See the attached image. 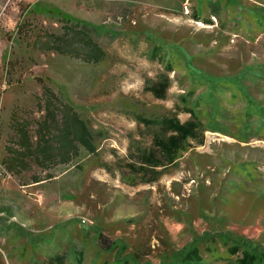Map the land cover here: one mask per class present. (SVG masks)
<instances>
[{
  "label": "rangeland",
  "instance_id": "374dc122",
  "mask_svg": "<svg viewBox=\"0 0 264 264\" xmlns=\"http://www.w3.org/2000/svg\"><path fill=\"white\" fill-rule=\"evenodd\" d=\"M216 2L219 15L211 5L200 25L197 0H0V144L40 79L103 135L81 169L58 167L38 186L0 166V264H167L198 240L218 250L203 264H234L225 240L264 252V0ZM25 10L46 27L34 33L58 30L56 17L96 27L107 58L39 52L35 34L18 31ZM180 96L206 128L202 145L162 171L137 170L139 151L169 135L145 121L190 119ZM97 233L127 255L102 254Z\"/></svg>",
  "mask_w": 264,
  "mask_h": 264
},
{
  "label": "trees",
  "instance_id": "16d2710c",
  "mask_svg": "<svg viewBox=\"0 0 264 264\" xmlns=\"http://www.w3.org/2000/svg\"><path fill=\"white\" fill-rule=\"evenodd\" d=\"M216 0H197V7L192 14L196 21L211 24L209 19L203 18L205 9L209 11L211 5L217 10H211L208 14L217 17L220 5ZM26 14L22 22L18 24V31L27 34H35L32 47L39 52L66 56L81 60L86 64H99L107 58V51L103 44L102 35L96 27H92L79 20L68 17H56L48 20L49 27L57 25L55 32L34 33L30 28H46L42 21L38 22V15L25 10ZM223 22L221 27L225 28ZM22 28V29H21ZM52 28V26L50 27ZM151 58H158L159 50L152 45ZM169 71V65H165ZM39 92L34 96L31 106H24L20 110H13L7 122L8 134L0 144V166L7 174L26 180L25 185L38 186L51 181L53 171L58 167H75L81 169L79 161L86 157H96L103 135L94 129L84 115L63 98L54 88L49 80L38 81ZM168 89V83L164 82L153 90V93L162 98ZM187 96H180L183 110L190 116L185 123H180L176 116L162 120H149L145 124L158 125L164 134L158 136L149 150H140V169L149 168L151 171H162L167 166H173L191 149V143L202 145L203 133L206 128L201 125L193 112V106L189 108L186 104ZM156 175L157 172H152ZM0 231V236H5ZM96 239L100 247L107 246L106 238L97 233ZM195 241L189 247L180 252L171 253L167 264H203V258L214 257L218 250L209 247L210 244H201ZM106 250L101 253L111 255H127V249L117 246L115 242L109 243ZM215 244V242L213 243ZM211 243V245H213ZM228 240L222 242L225 246L227 256L234 257V264H264V252H258L257 248L248 245L232 243ZM133 256V254H128ZM218 257V256H217ZM217 259V258H216ZM115 260V259H114ZM57 264L61 260L55 258ZM213 262V261H210ZM123 263H129L124 261ZM103 264H107V261Z\"/></svg>",
  "mask_w": 264,
  "mask_h": 264
},
{
  "label": "built area",
  "instance_id": "2783aa9c",
  "mask_svg": "<svg viewBox=\"0 0 264 264\" xmlns=\"http://www.w3.org/2000/svg\"><path fill=\"white\" fill-rule=\"evenodd\" d=\"M198 24L202 25V23H201V22H200V23L198 22ZM83 222H84V221H83Z\"/></svg>",
  "mask_w": 264,
  "mask_h": 264
},
{
  "label": "crops",
  "instance_id": "0c3cea01",
  "mask_svg": "<svg viewBox=\"0 0 264 264\" xmlns=\"http://www.w3.org/2000/svg\"><path fill=\"white\" fill-rule=\"evenodd\" d=\"M32 186H34V185H32Z\"/></svg>",
  "mask_w": 264,
  "mask_h": 264
}]
</instances>
